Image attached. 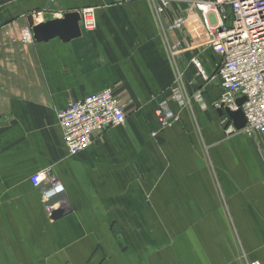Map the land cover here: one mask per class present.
<instances>
[{
  "label": "crops",
  "instance_id": "crops-1",
  "mask_svg": "<svg viewBox=\"0 0 264 264\" xmlns=\"http://www.w3.org/2000/svg\"><path fill=\"white\" fill-rule=\"evenodd\" d=\"M88 8L94 32L34 40L30 14ZM186 8L173 3L158 22L144 0H0V264H264V133L226 134L213 108L220 60L199 14L170 29ZM162 30L180 44L192 98V109L170 103L178 121L164 130L156 109L177 71ZM106 89L125 124L69 155L59 113ZM48 168L65 188L57 221L30 182Z\"/></svg>",
  "mask_w": 264,
  "mask_h": 264
},
{
  "label": "built area",
  "instance_id": "built-area-1",
  "mask_svg": "<svg viewBox=\"0 0 264 264\" xmlns=\"http://www.w3.org/2000/svg\"><path fill=\"white\" fill-rule=\"evenodd\" d=\"M130 1L138 0H116L119 4ZM144 1L150 4L158 22L173 3L186 4L185 12L174 20L170 26L171 30H181L187 26L190 13L199 14L209 36L211 50L220 60L216 77L221 80L223 94L214 104V109L220 111L229 108L238 111L237 101L246 99L240 107L247 121L245 128L239 131L231 121L224 119L226 134L230 137L244 133L248 137H254L257 133H264V0ZM35 17L42 21L44 13L38 12ZM81 28L86 33L97 29L94 9H84L81 12ZM162 31L172 66L177 71L171 97L161 102L156 109L159 124L164 130L178 121L170 103L175 102L182 108L192 109V98L178 68L180 44L171 45L166 31ZM193 64L201 69L198 60H193ZM195 99L203 109L206 108L200 94H197ZM125 113L113 89H106L81 101L70 103L58 115L68 154L75 156L83 153L90 148L95 137L102 136L110 128L124 125ZM51 171L50 168L40 171L30 180L35 188L45 186L42 197L49 218L59 208L57 200L65 190L64 186L54 179Z\"/></svg>",
  "mask_w": 264,
  "mask_h": 264
},
{
  "label": "water",
  "instance_id": "water-1",
  "mask_svg": "<svg viewBox=\"0 0 264 264\" xmlns=\"http://www.w3.org/2000/svg\"><path fill=\"white\" fill-rule=\"evenodd\" d=\"M27 22L32 29L33 38L37 43H47L54 39L69 43L82 36L80 26L81 14L78 11L67 12L62 18L51 19L40 23H37L35 17L30 14L27 17ZM245 100V98H242L237 101L238 111H232L229 108L219 111L221 115L225 113L230 118L237 130L243 129L247 124L245 115L240 108ZM66 214V211L60 208L53 213L52 219L57 221Z\"/></svg>",
  "mask_w": 264,
  "mask_h": 264
},
{
  "label": "rangeland",
  "instance_id": "rangeland-1",
  "mask_svg": "<svg viewBox=\"0 0 264 264\" xmlns=\"http://www.w3.org/2000/svg\"><path fill=\"white\" fill-rule=\"evenodd\" d=\"M93 9V8H92ZM97 26H98V22H97ZM219 101V100H218ZM217 101V102H218ZM213 108H214V106H213ZM217 111V110H216ZM223 118H225V119H228L229 121H230V118L227 116V115H225ZM224 120V119H223ZM229 124V123H228ZM225 128H226V126H225ZM246 136V135H245ZM246 137H248V136H246Z\"/></svg>",
  "mask_w": 264,
  "mask_h": 264
},
{
  "label": "bare ground",
  "instance_id": "bare-ground-1",
  "mask_svg": "<svg viewBox=\"0 0 264 264\" xmlns=\"http://www.w3.org/2000/svg\"><path fill=\"white\" fill-rule=\"evenodd\" d=\"M81 26V25H80Z\"/></svg>",
  "mask_w": 264,
  "mask_h": 264
}]
</instances>
